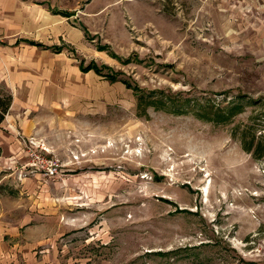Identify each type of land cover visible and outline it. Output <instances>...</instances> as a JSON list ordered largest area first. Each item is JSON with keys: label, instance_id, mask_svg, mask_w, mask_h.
I'll return each instance as SVG.
<instances>
[{"label": "rangeland", "instance_id": "rangeland-1", "mask_svg": "<svg viewBox=\"0 0 264 264\" xmlns=\"http://www.w3.org/2000/svg\"><path fill=\"white\" fill-rule=\"evenodd\" d=\"M0 92V264H264V0H0Z\"/></svg>", "mask_w": 264, "mask_h": 264}, {"label": "trees", "instance_id": "trees-1", "mask_svg": "<svg viewBox=\"0 0 264 264\" xmlns=\"http://www.w3.org/2000/svg\"><path fill=\"white\" fill-rule=\"evenodd\" d=\"M28 43L38 45V46L42 45L41 43H37L35 41H28ZM57 50H59V49H57ZM81 68H82V70L92 69L99 75H104V76L109 77L111 80H115V78H114L116 76L115 73H104L103 72L104 67H99L98 65H96V63H91L87 67H84V68L81 67ZM127 86H129V85H127ZM11 102H12V96L10 93L0 92V124L3 122L5 115H6L8 109L11 105ZM145 104H146L145 106H149V105H152V102L148 101ZM241 110H242V106L240 104L228 105L226 107L225 111H221V112L216 113L215 116L217 118L216 117L215 118H216V120H221L224 122L226 120H229L236 113L241 112ZM245 148H247V150L250 149L247 146Z\"/></svg>", "mask_w": 264, "mask_h": 264}]
</instances>
